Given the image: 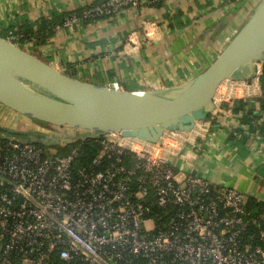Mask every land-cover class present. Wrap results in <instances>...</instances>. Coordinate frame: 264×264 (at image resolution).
Returning <instances> with one entry per match:
<instances>
[{"label":"built area","instance_id":"obj_1","mask_svg":"<svg viewBox=\"0 0 264 264\" xmlns=\"http://www.w3.org/2000/svg\"><path fill=\"white\" fill-rule=\"evenodd\" d=\"M164 1L102 0L54 31ZM155 28L144 27L147 39ZM6 39L18 46V36ZM262 64L251 81L228 80L235 95L219 86L212 119L193 139V130H174L157 142L130 143L121 133L50 125L34 131L59 139L50 155L34 140L0 135V264H264V209L250 211L235 188L192 174L180 178L174 162L192 166L188 152L217 126L224 105L258 97ZM87 143L97 153L86 161Z\"/></svg>","mask_w":264,"mask_h":264},{"label":"crops","instance_id":"obj_2","mask_svg":"<svg viewBox=\"0 0 264 264\" xmlns=\"http://www.w3.org/2000/svg\"><path fill=\"white\" fill-rule=\"evenodd\" d=\"M100 1L0 0V35L26 27L36 29L41 18H68ZM260 1L165 0L58 30L45 43L34 41L25 48L61 72L76 70L77 78L91 83L127 91L167 88L207 69ZM151 24L156 25L155 36L147 39L144 27ZM249 102L253 107V100ZM0 110L12 124L34 125L28 117L7 112L3 105ZM214 120L217 126H211L188 152L192 166L178 158L174 162L180 169L185 164L192 175L235 188L264 204V137L259 132L248 134L241 115L229 106L224 105ZM238 129L249 135L247 141L240 140ZM233 134L236 139L232 140Z\"/></svg>","mask_w":264,"mask_h":264},{"label":"water","instance_id":"obj_3","mask_svg":"<svg viewBox=\"0 0 264 264\" xmlns=\"http://www.w3.org/2000/svg\"><path fill=\"white\" fill-rule=\"evenodd\" d=\"M260 62H264V0L207 69L182 84L156 90H119L79 79L76 70L61 72L0 36V104L52 126L157 142L165 131H190L207 121L219 86L226 80H253ZM0 135L59 142L1 125Z\"/></svg>","mask_w":264,"mask_h":264},{"label":"trees","instance_id":"obj_4","mask_svg":"<svg viewBox=\"0 0 264 264\" xmlns=\"http://www.w3.org/2000/svg\"><path fill=\"white\" fill-rule=\"evenodd\" d=\"M160 4L161 3L155 4V6ZM66 18L67 16L63 18L56 17L53 19L41 18L37 23L36 29H34L33 27H26L21 30H12L9 33L1 34L0 36L5 39L8 38L10 33L18 36L17 44L21 49H25V41L30 40L31 38H35L36 44L40 45L45 43V41L55 33L54 28L57 25L63 24ZM20 35L22 36V38H20ZM259 86L261 90V95L253 100V107L251 106V103L249 101L245 99H238L234 101L231 110L234 113L241 115L242 124H245L248 127V134L259 132V134L264 137V62L262 64V74L260 76ZM237 134L242 135L240 140L244 142L249 139V135H245L241 129H238ZM231 139H236V134H233ZM34 141L36 144L40 145V141ZM41 142H43V140H41ZM96 149L97 148H95V144H86L84 148L86 161L91 159L97 153ZM246 206L250 211L254 213H258L264 209V204L258 202L254 198H248Z\"/></svg>","mask_w":264,"mask_h":264},{"label":"rangeland","instance_id":"obj_5","mask_svg":"<svg viewBox=\"0 0 264 264\" xmlns=\"http://www.w3.org/2000/svg\"><path fill=\"white\" fill-rule=\"evenodd\" d=\"M0 106H2V105L0 104ZM3 107L6 108L4 105H3ZM6 109H8L7 112H9V113L14 112V111H12L9 108H6ZM210 117H209V119H210ZM25 118H26V116H25ZM30 120L33 122L34 125L29 126V127L26 124H24V123L12 124V120L10 119V117L7 114L2 113L1 110H0V125L1 126H4L6 128H10V129L26 131V132H34V131L42 130V128L40 126V123L38 121L32 120V119H30ZM204 127H205V124H204ZM203 130H205V129L204 128L201 129L202 133L204 132ZM74 133H77V131L76 130L71 131V134H74ZM40 145L45 146L48 149V152H49L50 155H54L55 153H58V151H59V147L56 144H54V143L44 142V141L41 142V140H40ZM175 164H177V162H175ZM180 171H182V173L179 174L180 178H183L186 175L191 174L190 169L187 166H185V164L182 166Z\"/></svg>","mask_w":264,"mask_h":264},{"label":"bare ground","instance_id":"obj_6","mask_svg":"<svg viewBox=\"0 0 264 264\" xmlns=\"http://www.w3.org/2000/svg\"><path fill=\"white\" fill-rule=\"evenodd\" d=\"M223 84L229 85V92H227L229 95H233L235 92L236 85H232L228 80L224 81ZM237 86H244V83L242 82H236ZM246 91L252 92V88H246ZM235 95V94H234ZM221 95L220 93H217L215 96V103L218 104L221 100ZM206 128V124L204 127L203 123H198L194 127L193 131L187 134V137L190 136L191 139H193L197 135H201L202 131L201 129ZM199 131V132H198ZM204 131V130H203ZM139 140L136 138L128 137V142L133 143V142H138Z\"/></svg>","mask_w":264,"mask_h":264},{"label":"flooded vegetation","instance_id":"obj_7","mask_svg":"<svg viewBox=\"0 0 264 264\" xmlns=\"http://www.w3.org/2000/svg\"><path fill=\"white\" fill-rule=\"evenodd\" d=\"M39 123H40L41 128H44L45 129V128H49L50 127V125H47L45 123H41V122H39Z\"/></svg>","mask_w":264,"mask_h":264}]
</instances>
